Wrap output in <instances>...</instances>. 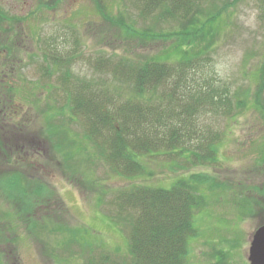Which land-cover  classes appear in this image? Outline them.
I'll return each instance as SVG.
<instances>
[{
    "label": "rangeland",
    "instance_id": "374dc122",
    "mask_svg": "<svg viewBox=\"0 0 264 264\" xmlns=\"http://www.w3.org/2000/svg\"><path fill=\"white\" fill-rule=\"evenodd\" d=\"M226 1L234 6L228 8L229 18L226 24L221 23L220 36L214 43L211 58L215 71L210 72V79L244 99L246 108L233 117H209L214 135L220 132L218 161L214 165H197L187 164L182 156L173 154L146 157L142 163L147 174L127 178L112 170L99 152L96 155V148L85 140L80 122L68 124L70 113L60 117L55 113L56 123H47V114L60 111L67 102L61 90L48 89V85H59L63 71L46 77V83L41 80L39 67L44 68V63L40 59L46 44L53 46L55 40L53 48H58V54L73 56L69 69L75 79L104 92L119 86L126 96L127 87L114 79L112 68L99 67L100 62L137 54L141 58L151 56L169 43L157 39L137 41L108 18L133 22L142 32L154 31L151 33L155 37L166 26L140 19L130 0H0L1 17H10L13 22L11 25L10 21L0 20V45L11 48L0 56V73L12 77L21 90L14 93L18 95L12 99L11 117H0V264H91L92 258L102 254L123 258L131 218L128 222L126 218L124 224L119 222L124 215L119 217V210L113 206L117 194L140 185L170 189L178 180L194 174L212 175L216 184L227 190L217 191L214 197L210 191L205 209L197 214L199 236L190 244V264H217L220 250L226 252L220 264H249L253 236L264 225V0ZM35 5H46L47 9L19 23V18L27 17ZM12 56L16 57L12 64L4 63ZM18 60H22L21 65ZM14 110L19 111L17 116ZM52 124L63 126L62 133L73 136L67 140L62 136L59 141L65 139L70 144L76 139V151L78 147H89L91 158H95L88 162L87 151L85 156H71L70 149L66 150L70 154L67 162L63 155H53V137L48 130L59 127ZM202 128L205 129L203 122ZM13 173L50 186L55 195L35 209L36 226L51 221L80 229L77 231L81 234L87 233L85 253L76 246L70 255L69 247L64 248L67 242L63 236L37 240L38 234L30 231L26 217L17 216L16 208L3 203L6 198L1 181ZM52 238L63 242V246L59 253L48 257L47 246L50 243L51 248L55 243Z\"/></svg>",
    "mask_w": 264,
    "mask_h": 264
},
{
    "label": "trees",
    "instance_id": "16d2710c",
    "mask_svg": "<svg viewBox=\"0 0 264 264\" xmlns=\"http://www.w3.org/2000/svg\"><path fill=\"white\" fill-rule=\"evenodd\" d=\"M225 1L130 0L140 19H151L156 25L166 26V30L157 37L151 33L154 32L152 30L143 33L133 22L127 24L116 18H108L110 22L116 21L126 36L137 41L143 43L144 40L157 39L169 43L166 49L151 56L141 58L137 54L100 62L99 67L112 68L114 79L119 85L127 87L126 96L120 92L119 86L114 91L104 92L92 90V85L75 79L69 69L73 56L65 58L58 54V48H53L55 40L53 46L46 44L44 56L40 59L44 63V68L39 67L41 80L47 83L46 77L52 78L58 70H62L63 76L57 81L59 85H48V89L52 92L53 89L61 90L67 102L64 106L66 109L63 107L60 111L47 114V123H56L55 113L58 117L70 113L68 124L80 122L87 138L85 140L96 148V155L99 152L112 170L127 178L147 174L142 163L146 157L173 154L182 156L181 159L187 164L214 165L218 161L220 132L214 135V127L208 123L209 117H233L246 108L244 99H239L228 88L216 86L210 79V72L215 71L211 58L214 43L220 36L221 23L226 24L229 18L228 10L234 6ZM220 2L222 6L218 5ZM45 9L46 5L32 8L27 17L19 18V23L24 24ZM0 20L12 22L7 16L3 18L0 15ZM10 50L1 44L0 56ZM14 58L12 56L4 63L7 61L12 64ZM21 63L22 60H18V64ZM2 75L0 73V117L9 118L12 99L21 90L14 85L12 77ZM12 113L17 116L19 111L14 110ZM202 122L205 129L202 128ZM53 127H59L57 130H48L53 137L50 142L54 145L53 155H63L67 162L70 154L83 153L85 156L87 151L88 162L95 158H91L89 147H78L77 152L74 147L76 139L67 144L70 135L62 133L63 126L54 124ZM62 136L66 140L59 141ZM70 137L73 139L72 135ZM68 149L70 154L66 152ZM213 177L194 174L188 179L178 180L170 189L140 185L120 191L113 200V206L119 210V217L124 215L119 222L124 224L126 218V222L131 218L128 222L130 232L126 255L116 258L102 254L99 258H92L90 263L190 264V244L199 236L196 216L205 209L210 191L214 197L219 194L217 191L227 190L216 184ZM1 185L2 195L6 198L3 203L11 205L13 210L16 208L17 216L26 217L31 226L30 231L34 235L38 234L37 240L42 238L49 241L51 236H63L67 242L64 248L69 247L70 255L76 246L80 247L81 253H85L83 247L88 246L85 238L87 233L81 234L77 231L80 229L51 221L45 226H36L33 220L35 209L46 205L55 195L50 186L29 180L22 173L4 176ZM205 190L207 192L202 194ZM0 239H3L2 236ZM53 240L55 243L51 248L50 243L47 246L48 257L59 253L63 246V242ZM219 256L222 259L226 252L220 250ZM220 260L217 264H220Z\"/></svg>",
    "mask_w": 264,
    "mask_h": 264
},
{
    "label": "water",
    "instance_id": "95a60500",
    "mask_svg": "<svg viewBox=\"0 0 264 264\" xmlns=\"http://www.w3.org/2000/svg\"><path fill=\"white\" fill-rule=\"evenodd\" d=\"M248 261L250 264H264V225L253 236Z\"/></svg>",
    "mask_w": 264,
    "mask_h": 264
}]
</instances>
